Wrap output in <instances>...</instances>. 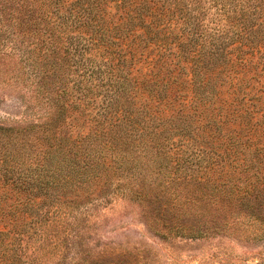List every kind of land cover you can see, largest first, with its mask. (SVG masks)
<instances>
[{
    "label": "rangeland",
    "instance_id": "obj_1",
    "mask_svg": "<svg viewBox=\"0 0 264 264\" xmlns=\"http://www.w3.org/2000/svg\"><path fill=\"white\" fill-rule=\"evenodd\" d=\"M107 11L61 83L0 41V264H264V0Z\"/></svg>",
    "mask_w": 264,
    "mask_h": 264
},
{
    "label": "trees",
    "instance_id": "obj_2",
    "mask_svg": "<svg viewBox=\"0 0 264 264\" xmlns=\"http://www.w3.org/2000/svg\"><path fill=\"white\" fill-rule=\"evenodd\" d=\"M43 5L52 6L56 15L53 16L51 12L45 15L47 10L41 11ZM106 13L109 14L107 0H0V41L9 39L11 43V51L4 56L18 59L23 68L31 64L29 59L38 58L41 64L40 85L50 84L45 80L49 76L54 78L55 84L61 83L65 69L70 65L69 61L83 55L82 51L73 50L63 37L71 29L77 31L76 37L82 38L91 29L88 42L95 41V28H101L106 23L104 20ZM30 38H38L41 43L35 55V51L28 49L25 42ZM32 44L37 46L36 43L32 42ZM59 89L61 92L65 90L62 86H59ZM145 89L147 90L146 87ZM164 89L165 86L159 79L152 81L148 87L149 93ZM55 99L56 102L59 101L58 98ZM260 118L253 125L255 128L259 126L257 131L264 134V114ZM9 130L11 129L0 126V140L8 137ZM259 143L258 141L255 144V156L258 161L254 165L263 171L258 180L264 190V144ZM261 195L264 196V191Z\"/></svg>",
    "mask_w": 264,
    "mask_h": 264
}]
</instances>
